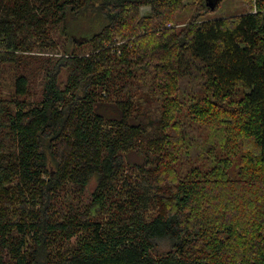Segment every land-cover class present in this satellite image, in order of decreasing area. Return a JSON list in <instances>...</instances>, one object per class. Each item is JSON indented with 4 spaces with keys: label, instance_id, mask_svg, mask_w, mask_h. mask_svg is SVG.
<instances>
[{
    "label": "trees",
    "instance_id": "1",
    "mask_svg": "<svg viewBox=\"0 0 264 264\" xmlns=\"http://www.w3.org/2000/svg\"><path fill=\"white\" fill-rule=\"evenodd\" d=\"M184 1L0 0V67L25 70L36 57L23 54L54 48L51 27L69 36L90 16L105 22L43 58L36 101L24 72L15 98L0 100V264H264V0L213 19L202 16L224 0L215 9L193 0L196 14L178 28ZM117 39L120 57L104 50ZM87 45L92 53L77 54ZM149 70L159 83H140ZM218 126L252 184L236 193L229 159L210 167L202 157L211 148L200 130ZM135 153L148 154L147 166ZM132 169L143 173L136 184ZM91 187L85 210L68 204L71 193L87 201ZM115 195L126 207L104 228ZM243 207L249 220L235 216ZM80 231L77 249L59 246ZM161 242L171 247L157 258Z\"/></svg>",
    "mask_w": 264,
    "mask_h": 264
},
{
    "label": "rangeland",
    "instance_id": "2",
    "mask_svg": "<svg viewBox=\"0 0 264 264\" xmlns=\"http://www.w3.org/2000/svg\"><path fill=\"white\" fill-rule=\"evenodd\" d=\"M258 4V0H224L220 5L219 8L215 9L214 12H209V13H204L202 18H207V19H213L216 17L224 16L225 18H232L234 16L240 15L241 13H251V12H256V6ZM184 5H186V9L180 14V19L178 23V28L183 27L184 25L190 23L191 18L196 14V3L193 0H185ZM143 15L150 14L151 12V7H143L141 10ZM91 19H83L82 21H79L75 23L79 28L77 32H74L75 35L71 34L70 29H69V36H72L75 40H82L88 35H91L95 32H99L100 29L103 27L105 24L104 20H99L96 17L93 18V16H90ZM96 24V28H94V23ZM51 38L53 39V42L55 43L54 48H50L48 50H36V52L32 54L25 53L23 55H30L31 57H36V58H31L27 59V67L25 70H22V67L19 65L18 62L14 64H6L3 67H0V100L1 99H13L15 98V81L17 77L21 73H26V76L29 78L30 81V94L27 97L28 101H36L39 97V91H40V85L43 83L44 80V74L42 73V68L44 66V60L43 58H48V57H58L62 56L65 53L66 48H68V41H69V36L67 34H64L61 27L57 28H49ZM160 30V29H159ZM68 37V38H67ZM86 39V38H85ZM124 41L117 39L114 43H105V48L104 50L109 49L111 52L110 54L116 57H120L122 55V45ZM93 46L92 45H87L82 48H76L77 54H86L92 53ZM120 49V50H119ZM68 50V49H67ZM45 67V66H44ZM151 75L144 76L143 79L141 80L140 83H159V79L156 78L155 70H149ZM69 76L68 71H64L62 75V79L66 80ZM63 80V81H64ZM66 83V81L64 82ZM144 95V94H143ZM140 95L137 94L136 99L139 98ZM23 101V98H20V102ZM149 110H153L155 112V117H157L160 114V107L161 103L160 102H155L152 101L148 105ZM148 109V108H147ZM225 124V123H224ZM226 129L224 127L218 126L215 127L211 130H208L207 132H204L202 129L200 130L201 136L204 138L205 144L207 145L208 150H211L210 152L206 153L204 151V154L202 157H205V159H208L210 161L209 165L210 167H219L224 164V161H228L225 159H229V163H232L229 170H228V175L225 176L226 180L228 183L234 184V189L233 190L235 193L244 187H247L249 185H252L250 182L249 178L242 177L240 174V168L242 166V162L240 161L241 159V152L237 153L235 157L229 156L232 154L229 150L226 149V140H227V133ZM151 153V152H150ZM148 155L147 153L143 154H134L132 156V159L136 163L142 164L144 167L147 166V162L145 161V157ZM218 156V158H216ZM146 162V164H145ZM204 165L203 162H198V163H193L192 165V170L197 168V167H202ZM52 168V167H51ZM207 165L204 168H200L203 171L207 170ZM190 168L187 169V167H184V169L181 171L182 177H185L187 174L190 173ZM126 174V176H130L131 179L130 181L133 184H136L140 178L143 176L142 170H129ZM122 186V182L119 183V187ZM260 188L264 190V181L262 182ZM93 188L91 187L88 189L86 196H87V201H85L84 197L78 196L77 194L71 193L66 199H68V204L71 206H78L80 208H83L84 210L89 204V201L91 199V190ZM246 192L243 190V193ZM248 196L251 197L250 194H247ZM85 196V197H86ZM242 199H245V196L241 197ZM126 196H114V206L111 207L110 212L107 213L106 215L101 216L99 219L101 220V223L104 228H109L111 225L108 220L112 217L113 214H119L120 212H124L125 210V200ZM121 201H124L121 203ZM241 206V201L238 204ZM251 207V204H248ZM247 209L243 207L242 209L237 208L236 210V215L244 220H249L248 218H245L242 216V210ZM64 212V211H63ZM63 215L65 214L62 213ZM152 212H148V216H151ZM98 217L93 216L92 221H97ZM79 236L85 237L86 233L83 231H80L72 240L70 243H65L61 242L59 246L62 248L66 249H77L79 245L77 240ZM26 242L29 243V239H26ZM161 246V252L159 254L155 253L154 255L159 258L161 255H164L167 251L170 249V245H168L167 242H161L159 243ZM24 248L29 249L28 245H26ZM56 253V251L54 252ZM56 255V254H53ZM57 261L56 259H54Z\"/></svg>",
    "mask_w": 264,
    "mask_h": 264
},
{
    "label": "water",
    "instance_id": "3",
    "mask_svg": "<svg viewBox=\"0 0 264 264\" xmlns=\"http://www.w3.org/2000/svg\"><path fill=\"white\" fill-rule=\"evenodd\" d=\"M219 0H208L207 5L211 7V9H215Z\"/></svg>",
    "mask_w": 264,
    "mask_h": 264
}]
</instances>
